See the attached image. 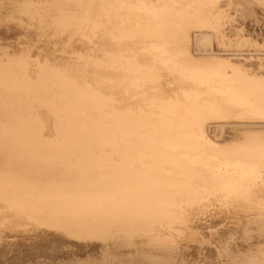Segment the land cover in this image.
<instances>
[{
  "label": "bare ground",
  "instance_id": "1",
  "mask_svg": "<svg viewBox=\"0 0 264 264\" xmlns=\"http://www.w3.org/2000/svg\"><path fill=\"white\" fill-rule=\"evenodd\" d=\"M249 22L264 0H0V260L264 264Z\"/></svg>",
  "mask_w": 264,
  "mask_h": 264
},
{
  "label": "rangeland",
  "instance_id": "2",
  "mask_svg": "<svg viewBox=\"0 0 264 264\" xmlns=\"http://www.w3.org/2000/svg\"><path fill=\"white\" fill-rule=\"evenodd\" d=\"M248 26L246 27L247 31H249V33L251 35L252 34L255 35L257 38H260V40L264 42V37H263L264 36V23H260V24L256 25L252 22H249ZM246 33H248V32H246ZM208 36L210 38L209 44H206V43L198 44L197 42H195V50L196 51H199L201 49H209V50L212 49L213 50L212 34H209ZM226 127H228V126L226 125L225 127H223V126L221 127L218 124L217 125H210L209 131L213 137L220 140V139H222L223 135L225 134ZM73 183H75V182H73ZM69 184L70 183H67L64 185H69ZM245 245H248V244L246 243ZM21 248H26V246H23ZM21 248H19V250ZM15 249L18 250L17 248H15ZM52 250L51 249H47V250L42 249L43 253H42V251L40 252V250L39 251H33V252L29 253L30 256L27 253H26V255L22 254L21 256H17V254L16 255L11 254V255L7 256L10 258H7L6 261L4 259H3V261L0 260V264H158L156 262L149 260L148 258H145L143 255H141L139 253L130 256L127 254H119L115 250L112 251L111 249L110 250L112 252L110 251L109 254H107V258L104 261H100V262H96V263H90V262L89 263L88 262L77 263V261H74L71 258H69L67 254H64L63 252L61 253L60 251H57L59 253L58 254L55 251V249L52 248ZM114 252H116V253H114ZM32 253H34V255H32ZM36 253H37V255H35ZM237 253H238V251L237 252L236 251H233V252L228 251L227 255L230 258H237L239 256ZM23 255H25V256H23ZM34 256H36V257H34ZM19 257H21V258L19 259ZM51 258H53V259H51ZM58 258H60V259H58ZM231 264H237V263L233 262ZM244 264H250V263L246 262Z\"/></svg>",
  "mask_w": 264,
  "mask_h": 264
}]
</instances>
